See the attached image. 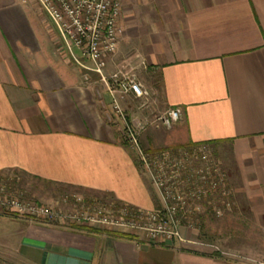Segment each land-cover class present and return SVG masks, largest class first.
Returning <instances> with one entry per match:
<instances>
[{"label": "crops", "instance_id": "crops-1", "mask_svg": "<svg viewBox=\"0 0 264 264\" xmlns=\"http://www.w3.org/2000/svg\"><path fill=\"white\" fill-rule=\"evenodd\" d=\"M120 24L107 70L150 76L140 79L156 87L158 104L183 112L160 145H211L231 163L246 199L239 210L264 227V0H124ZM60 41L36 0H0V176L161 207L104 84ZM130 97H119L126 109ZM11 220L28 264H249L221 256L194 228L163 240Z\"/></svg>", "mask_w": 264, "mask_h": 264}, {"label": "built area", "instance_id": "built-area-1", "mask_svg": "<svg viewBox=\"0 0 264 264\" xmlns=\"http://www.w3.org/2000/svg\"><path fill=\"white\" fill-rule=\"evenodd\" d=\"M57 28L63 48L71 59L88 72L98 75L111 98V111L123 123L124 140L137 152L139 161L154 183L161 207L143 209L116 200L72 192L48 205L28 197L19 185L20 177L0 176V214L25 216L60 225H83L124 232H140L150 239H179L182 225H195L188 210H196L207 198L231 195L227 174L211 159L207 143L173 147L150 152L141 147L139 120H128L120 95L147 98L149 93L135 72L108 71L110 56L117 52L123 28L120 19L124 0H36ZM142 66L146 64L142 62ZM183 115L170 108L159 117L171 128ZM201 167L193 166L195 159ZM186 171V172H185ZM229 189V190H227ZM191 203L195 206L189 208ZM229 207L230 203H224ZM220 209V208H217ZM221 214L220 210L216 211ZM215 250L223 257H238L249 264H264V258H251Z\"/></svg>", "mask_w": 264, "mask_h": 264}, {"label": "rangeland", "instance_id": "rangeland-1", "mask_svg": "<svg viewBox=\"0 0 264 264\" xmlns=\"http://www.w3.org/2000/svg\"><path fill=\"white\" fill-rule=\"evenodd\" d=\"M110 70L114 71L115 68ZM91 74L93 78H98L97 74L93 72H91ZM137 78L141 83V79H149L151 81L150 76H143L141 73H138ZM142 84L149 93L148 97L144 99L135 98L133 96L130 97L128 99L130 100L129 108L126 109L123 107L125 114L128 116L130 123L131 120H139L141 122L140 126L137 128V133L143 149H149L148 151L152 153L160 151L161 148L173 149V145H160L172 127H164L160 123L159 117L169 109L165 108L163 104H158L159 102L156 101L158 91L155 86H151L153 83L148 82V85L145 83ZM158 105L159 107H157ZM131 113L134 114L133 117L131 116ZM121 124L123 127L122 121ZM208 147L211 159L215 160L221 169L226 172L228 177L227 183L231 187L229 189L232 194L229 195L225 193L222 196H216L215 198H207V200H204V204H202L199 209H196L195 211L189 209L187 213L194 223L196 222V224L193 226L182 225V227L199 229V233L204 235L203 237L205 241L217 245L224 251L255 259L263 257L264 227H262V224H258L253 216L248 214L247 211L242 213L239 210V206L243 205L246 202V199L242 194L238 195V190L235 189L238 184V180L235 175L234 178L230 177L229 166L231 163L229 162L228 165L222 161V159L215 152V149L211 145ZM134 151L137 153L136 150ZM204 164L203 160L196 158L193 166L201 167V165ZM142 168L146 172L145 167L142 166ZM20 187L25 190L29 198L48 205L55 204L59 198L67 193L77 192L73 190L70 191L58 184L46 183L44 181L31 179L30 177H25V180ZM77 193L90 195V193ZM226 202L230 203L229 207L225 206L224 203ZM194 204L191 203L189 208L195 206ZM218 210H220L221 214L216 213ZM0 215V264H28L21 257L20 236L14 235L12 231L15 227L13 225L14 220L11 219L16 218L17 215ZM234 258L238 260L237 257Z\"/></svg>", "mask_w": 264, "mask_h": 264}, {"label": "trees", "instance_id": "trees-1", "mask_svg": "<svg viewBox=\"0 0 264 264\" xmlns=\"http://www.w3.org/2000/svg\"><path fill=\"white\" fill-rule=\"evenodd\" d=\"M181 146H189V145H173L172 147L175 148V147H181ZM162 149H166V148H161L160 150H162ZM148 150H149V149H148ZM148 150H147V151H148ZM202 220H204V219H202Z\"/></svg>", "mask_w": 264, "mask_h": 264}]
</instances>
